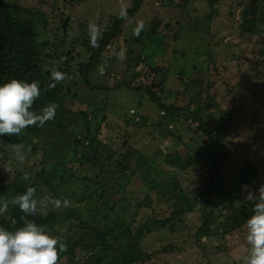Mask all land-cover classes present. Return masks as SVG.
I'll return each mask as SVG.
<instances>
[{"label": "rangeland", "instance_id": "obj_1", "mask_svg": "<svg viewBox=\"0 0 264 264\" xmlns=\"http://www.w3.org/2000/svg\"><path fill=\"white\" fill-rule=\"evenodd\" d=\"M224 3L223 0L221 3L220 0H211L210 6L204 0H143L140 10L122 22L118 35L111 40V45L105 47L111 51H102L106 62L99 63L90 76L91 84L97 85L94 89L78 76L80 63L86 62L91 52L77 39L83 33L90 34V24L98 27L100 35L105 27L111 25V18L120 15L131 0H0V5L6 6L12 14L31 18L38 40L46 42L40 54L44 70L49 72L46 80L52 86L61 84L65 93L55 101L58 106L67 109V112L85 111L90 134L98 133L103 143L111 147L109 162L99 171L84 164L83 145L70 144L73 139L71 125L67 135L69 148L56 145L53 139L45 143L42 138L25 136L31 138L36 147L30 150L24 143L5 142L7 135L0 137V199L8 197V186L16 188L20 184L25 185L28 180L37 181L34 188L43 193L44 190L39 187L41 180L36 179H42L49 172L59 175L64 167L68 168L67 175L71 174L74 183L68 179L63 182L62 179L67 178L66 173L55 180L61 182L62 188L67 186V200H71L72 207L87 215L95 214L103 225H112L110 222L118 219L117 213L109 212L99 193L111 177V171L114 174L119 161H124L123 153L127 152L131 155L125 160L132 166L128 171L131 179L122 197L128 202L123 207L128 214L126 222L130 221L132 235L137 234V229L154 214L163 213L164 219L172 216L175 209L180 208L176 196L181 190L189 200V207H192L161 229L148 234L141 231V244L148 256L131 264H245L248 249L245 222L224 230L217 224L228 213L226 210L219 211L225 200L246 210L248 203L240 201L247 192L255 193L264 185V61L259 62L264 57V1L233 0L227 7L223 6ZM207 11L215 13L208 24L203 16ZM219 13L225 17L219 18ZM244 15H250L255 20L263 18L262 28L257 29L258 35L247 30L251 26L243 27ZM66 19L65 32L69 38L62 44L58 38L64 32L62 25ZM154 26L158 35L145 41L147 31ZM207 28L211 31L208 35L205 33ZM147 55L154 57L150 64L154 70L149 80L143 77L151 71ZM135 64L137 76L131 78V67ZM65 70L71 74L68 75ZM57 72L63 77L58 81L54 79ZM179 73L184 76L179 78ZM130 78L133 80L128 85ZM158 78L166 81L165 96L171 100L164 101L169 105L180 107L190 103V107L195 108L210 99L209 106L215 121L223 112L226 116L230 115L227 136L219 140L220 133H213L214 137L207 139L200 129L186 130L183 122L179 129L173 130V124L171 130L172 133L177 132V147L170 145L162 150L159 144L167 135L157 137L164 125L153 123L163 120L159 117L162 114L153 102L141 96L147 92V88H143L148 84L153 90L161 87L156 81ZM153 79L155 82H152ZM182 80L184 84H181ZM175 90L178 91L176 94ZM170 111L172 115L179 114ZM67 112L63 117H69ZM144 113L150 115L149 122L134 125L132 122ZM82 115L78 117L83 119ZM203 116L205 123L210 125L212 117L206 119L205 112ZM56 118L57 115H54L52 119ZM82 123H85L84 119ZM54 126L59 127V124ZM22 134L16 135L21 137ZM17 145L21 146L19 153L15 150ZM174 148L182 158L197 153V161L183 170L167 166L162 153L170 151L174 154ZM219 149L229 155L220 169L221 183L225 187L232 186L235 174L240 173L245 165L252 164L258 171L254 184H247L246 188H238V192L226 195H220L219 190L205 194L209 181L206 172L209 157L218 155ZM139 154L155 159L156 165L145 172L147 176L135 166L140 160ZM25 173L29 175L28 180L23 179ZM156 179L164 180L165 185H155L151 190L152 180ZM119 195H114L111 203ZM57 204H53L54 209L60 206ZM210 211L213 234L198 239V229L205 221L204 215ZM3 217L7 215L0 214V219ZM239 219L237 222L241 221ZM67 226L69 221L57 225L51 232L61 235L66 232ZM88 255L83 254L82 257L86 259ZM57 264L70 263L63 260Z\"/></svg>", "mask_w": 264, "mask_h": 264}, {"label": "trees", "instance_id": "obj_2", "mask_svg": "<svg viewBox=\"0 0 264 264\" xmlns=\"http://www.w3.org/2000/svg\"><path fill=\"white\" fill-rule=\"evenodd\" d=\"M142 4L143 0H131V4L120 15L111 18V25L105 27L100 33L96 46H93L90 43L91 37L88 33H83V36L77 39L81 45L85 46V48L91 52L89 59L86 62L80 63V73L78 75L91 88L95 89L97 85L91 84L92 81L90 76L94 73L95 69L97 68L96 66H98L99 63L106 62L103 59L105 57L102 55V51H111L110 48L105 49V47L109 44L111 45V40L115 39V36L118 35L122 22L133 14L137 13L140 10ZM244 18L245 19L242 21L243 27L247 28L248 25L251 26V28H247V30L251 34L258 35L259 31L257 32V29L259 30V27L262 28L263 18L255 20L250 15L247 17L244 15ZM156 28L157 27L154 26L147 31L145 41L153 39L155 34L158 35ZM68 36L69 35L66 34V32L61 33L58 38L59 43H66L67 39L69 38ZM80 43L77 44L80 45ZM45 46L46 42H41L38 40L36 26L31 18H21L20 16H16L12 14L8 8H6V6L0 5V82H5L10 78L25 79L28 81L37 80L40 84L41 95L34 101L32 106L33 110L39 112L42 107L50 103H55L57 105L55 111L57 118L55 120L51 119L53 121H46L45 123L47 126L45 124L43 126H29L21 131L23 132V134L20 135L21 137L18 135H11L5 137L4 140L10 144L24 143L28 149L34 150L36 147L31 142V138L28 139V137H25L32 136L35 138H42L43 142L45 143L47 141L51 142L53 139L56 145L66 146L69 148L67 143L69 145L70 140L68 139L67 135L70 132L68 127L71 125V128L73 127V139L71 140L70 144L73 143L74 146L83 145L85 150L82 154L85 160L84 164L86 163L90 167H96L99 171H101L105 167L106 162H109L108 159L111 155L109 154V151L111 147L108 148L106 144L103 143V141L98 137V133L93 135L90 134L91 132L88 130L89 127L86 122L88 114L85 111L67 112V109H64L62 106H58V102H55L57 98L59 99V97L62 94L65 95V93L62 92L63 88L61 84H55V86H52L51 83H48L46 80V75L49 72L44 70L43 61L40 57L41 50ZM153 58L154 57L151 55H147L146 61L150 67V64H152L151 59L153 60ZM263 61L264 57H262L259 62ZM136 66L137 65L135 64L131 67V78L137 76L134 71ZM150 70L151 71L146 75H143V77L148 80L149 75L153 74L154 68L151 67ZM66 73L68 75L71 74L69 71H66ZM182 76L184 75L179 73V78H182ZM131 78L129 82H127L128 85L130 84L131 80H133ZM154 80L155 79H153L152 82H155ZM156 81L161 84V87L159 86L156 90H153L151 89V84H148L147 86H144V88L142 87L143 90L147 88V92L142 91L143 94L141 96L144 97V99L153 102L157 106V110L162 114L159 117L163 120L158 119L156 122H153L157 125H164V129H159L162 130V132L160 133V131H158L159 134L157 138L160 137V134L167 135L166 138H169H165L162 141V144H159V146H162V150H166V148H168L170 145L174 146L175 148L177 147V132L172 133L171 130L173 129V124V130L179 129L180 124L183 122L186 124V130L200 129L204 134L207 135V139H209V137L212 139L214 137L213 133H220L221 136H218L219 140H222V138L227 136V125L231 123L229 118L230 115L226 116L223 112L215 121V115L212 117V111L209 106L211 102L210 99H206V101L201 106L196 105L195 108H191L190 103L180 107L169 105L164 101V99L171 100V98L165 96L164 83L166 81L161 78H158ZM181 84H184V80L181 81ZM134 90H140V88H135ZM177 92L178 91H176L175 94ZM170 110L177 111L179 114L172 115ZM95 111L96 110L94 109V112ZM65 112L68 113L66 114L69 116L68 118L66 116L63 117ZM204 112L206 114V119H211L212 117L210 125L205 123L203 116ZM80 114H83L82 117L86 124L82 123L83 119L78 117ZM134 115H136V112ZM149 120L150 115L144 113L142 115L139 114L138 119L132 123L134 125H144L145 123L149 122ZM127 123H130V121ZM54 124H59V127H55ZM53 129L56 130V132H54ZM214 130H216V132H213ZM78 136L79 138L77 139ZM218 146H220V144ZM175 148L174 154H171L170 151L162 153L166 160L165 163H167V166L183 170L192 162L197 161V153H194L193 155L189 154L188 156L182 158L180 155H178ZM123 156L124 161H119V167L116 169L114 174H112V171L110 170L111 177L108 179L107 184L102 185V183H100L103 188L100 191L99 196L102 199L101 201L103 205L109 210V212L116 211L118 216L117 221L110 222L113 223L112 225H103L102 221L95 218V214L87 215L82 211L75 210V208L72 207L71 203L69 202L71 200H67L68 203L65 205L64 200L69 198L67 186L62 188L61 182L55 179L56 177L62 176L63 173H66L67 175L68 168H61L63 172L59 173V175L49 172L44 177H42V179H36L41 180L39 187H41L44 192L41 193L40 189L35 188L34 198L37 200V210L35 215L29 216L28 218L35 220L37 224L42 225L48 232H50V235L58 237L66 244V251L59 254L57 263L67 260L70 264H131L140 260H144L148 256V253L141 244V231H145L146 234H148V232H152L155 229H161L166 223H171L174 221V219L181 213L191 210L192 207H189V200L181 190L176 196V201L179 202L180 208L175 209V212L171 214L172 216L164 219L163 213L154 214L152 217H150L148 222H145V225L137 229V234L132 235L131 230L129 229L130 221L126 222V217L128 214L125 212L123 207H126L128 202L122 197L131 179V177H129L128 171L129 168L132 169V166L130 162L125 161L129 158L128 156L131 157V155L127 152H124ZM139 158L140 160L136 162L135 166L138 167L141 172H143L142 174L144 176H147L145 172L149 170L150 166L156 165L155 159L153 157L148 159L145 158L144 155L141 156L140 154ZM171 158H173V161H170ZM227 158H229L228 153H223L221 149H219L218 155L209 157V167L206 171L209 175V181L208 185H206V188L204 189L205 194H211L212 191L217 190H219L220 195H226L230 192L235 193L238 192V188L240 190L247 184H254L253 182L257 180L258 171L256 172L255 167L252 164H247L243 167L240 173L237 172L235 174V183L230 187H225V184L221 183L219 173L222 165L227 161ZM132 173H135L134 170H132ZM70 175H67V178L62 177L63 182H67L68 179L70 183H74ZM37 177L38 176H36V178ZM152 181L154 183L150 186L151 190L155 188V185H165L164 180L156 179ZM37 183V181L28 180L25 185L20 184L16 188L13 186L7 187L9 191L8 197L3 198L9 201V208L8 211L5 212L7 217L0 219V226L12 230L22 224L21 218L24 216V214L21 212L19 207L12 204L11 201L17 195L23 193L28 186L36 187ZM118 193H120V195L116 201L111 203L112 197ZM206 202L207 204L209 203L208 201ZM229 202L225 200L223 206L219 209L220 212L223 210L228 212L222 217L221 223L217 224V227H221L223 230L227 228L230 229L231 226H241L252 211L251 202H248L246 210L238 207V205H231ZM54 203H58L57 205L60 206L54 209ZM60 208H63V210H60ZM204 217L205 221L198 229V239L202 235L211 236L213 234L212 212L210 211L209 213H206ZM239 218L241 221L237 222ZM66 221H69V226H67L65 229V233H61L60 235L58 233L51 232V230L57 225ZM77 251L80 253L77 254ZM83 254L90 255H88L85 259L82 257ZM78 255L81 256V258H79Z\"/></svg>", "mask_w": 264, "mask_h": 264}, {"label": "clouds", "instance_id": "obj_3", "mask_svg": "<svg viewBox=\"0 0 264 264\" xmlns=\"http://www.w3.org/2000/svg\"><path fill=\"white\" fill-rule=\"evenodd\" d=\"M90 43L96 46L99 29L95 24L89 25ZM62 74H54L55 80L62 79ZM41 95L37 80L10 78L0 82V137L21 133L29 126H43L51 120L57 105L50 103L40 109L33 110L34 101ZM21 146H15L17 153ZM24 180L29 175H23ZM245 188L247 186H244ZM35 188L28 186L17 195L11 203L17 205L21 212L22 224L12 230L0 226V264H57L60 253L66 251V244L49 232L29 216L36 214L37 200L34 198ZM241 203L251 202V214L245 220L248 244L245 264H264V185L255 193L247 192ZM65 205L68 203L64 200ZM9 201L0 199V214L8 211ZM206 237L202 235L199 237Z\"/></svg>", "mask_w": 264, "mask_h": 264}, {"label": "crops", "instance_id": "obj_4", "mask_svg": "<svg viewBox=\"0 0 264 264\" xmlns=\"http://www.w3.org/2000/svg\"><path fill=\"white\" fill-rule=\"evenodd\" d=\"M204 1H206L207 4L211 6V0H204ZM221 1H222V0H220V3H221ZM224 2H226V4H225ZM231 2H233V0H223L224 5H223V4H222V5L225 6V7H227V4H230ZM232 5H233V4H232ZM219 12H220V13H223L222 10H220ZM220 13L217 15L219 18L225 17L224 14H220ZM214 14H215V13H213V12L211 13L210 11H207V12L203 13V16H204V18H205L206 24L209 23L208 20L211 19L212 16H213ZM210 27H213V26L210 25ZM205 33H206V35H208L209 33H211V31L207 28V30H206ZM205 41H206V40H205ZM225 42H226V41H225Z\"/></svg>", "mask_w": 264, "mask_h": 264}, {"label": "water", "instance_id": "obj_5", "mask_svg": "<svg viewBox=\"0 0 264 264\" xmlns=\"http://www.w3.org/2000/svg\"><path fill=\"white\" fill-rule=\"evenodd\" d=\"M66 22H67V19H66V21L63 22V25H62V29H63L64 32H65V25H66Z\"/></svg>", "mask_w": 264, "mask_h": 264}, {"label": "built area", "instance_id": "obj_6", "mask_svg": "<svg viewBox=\"0 0 264 264\" xmlns=\"http://www.w3.org/2000/svg\"><path fill=\"white\" fill-rule=\"evenodd\" d=\"M131 112H133V111H131Z\"/></svg>", "mask_w": 264, "mask_h": 264}]
</instances>
